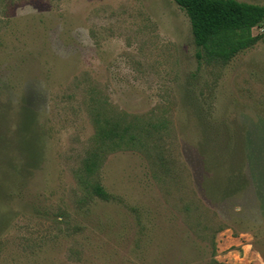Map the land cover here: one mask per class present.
<instances>
[{
    "label": "rangeland",
    "instance_id": "1",
    "mask_svg": "<svg viewBox=\"0 0 264 264\" xmlns=\"http://www.w3.org/2000/svg\"><path fill=\"white\" fill-rule=\"evenodd\" d=\"M254 35L209 65L173 0H0V264H264V24ZM94 90L165 120V183L121 150L100 173L115 200L81 202Z\"/></svg>",
    "mask_w": 264,
    "mask_h": 264
},
{
    "label": "trees",
    "instance_id": "2",
    "mask_svg": "<svg viewBox=\"0 0 264 264\" xmlns=\"http://www.w3.org/2000/svg\"><path fill=\"white\" fill-rule=\"evenodd\" d=\"M173 1L189 17L198 49L197 57L206 64L228 65L238 55L255 47L262 39V36L254 35V29L261 28L264 24V6L238 0ZM90 98L94 135L74 173L81 191L85 194L81 202L85 203L84 201L94 198L104 202L115 200L102 185L100 173L108 156L121 150L146 153L154 162L155 179L165 183L167 175L171 174L167 159L163 152L159 151L160 143L164 141L163 133L168 129L165 120H143L109 109L96 90ZM153 149L155 151L151 152ZM219 156L217 159L221 161L227 162L229 159L225 153ZM174 176L176 185H180L181 177ZM242 176L241 170L235 168L230 176L225 177L226 183L230 186H244L245 179L244 182H236ZM183 208L190 214L195 211L199 213L200 207L187 200ZM215 237L216 233L213 232V244ZM209 264L219 263L212 261Z\"/></svg>",
    "mask_w": 264,
    "mask_h": 264
}]
</instances>
